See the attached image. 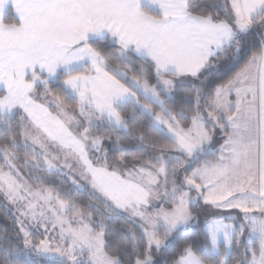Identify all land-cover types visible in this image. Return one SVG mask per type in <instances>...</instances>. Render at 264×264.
<instances>
[{
  "label": "snow or ice",
  "instance_id": "obj_1",
  "mask_svg": "<svg viewBox=\"0 0 264 264\" xmlns=\"http://www.w3.org/2000/svg\"><path fill=\"white\" fill-rule=\"evenodd\" d=\"M0 208V264H264V0H0Z\"/></svg>",
  "mask_w": 264,
  "mask_h": 264
},
{
  "label": "trees",
  "instance_id": "obj_2",
  "mask_svg": "<svg viewBox=\"0 0 264 264\" xmlns=\"http://www.w3.org/2000/svg\"><path fill=\"white\" fill-rule=\"evenodd\" d=\"M249 39L252 40L253 38L250 37ZM255 41L259 42L260 37L259 36L255 37ZM213 71H214V76L211 78L217 81L221 77L227 78L228 75H231V72H229V70L224 67L214 69ZM216 144L217 143H215V147L209 153H207L202 159L214 160L218 156L219 152H218V148H216ZM86 195L87 194L85 193V196ZM206 218L209 219L210 217H205V214L202 211L199 225L195 228L194 232H189L186 237L195 240L197 244V251L199 254H204V252H206V249L200 248V246L205 243L204 235H203V224ZM16 229L17 226L13 223L12 219L10 217H6L4 215L3 208H0V234H3L5 231H7L10 234H14L16 232ZM182 243L183 241H181V244ZM21 246H22V241H21ZM174 248L169 250V254H171ZM20 264H51V261L42 258H37L33 254H31V259H28L26 257H21Z\"/></svg>",
  "mask_w": 264,
  "mask_h": 264
},
{
  "label": "rangeland",
  "instance_id": "obj_3",
  "mask_svg": "<svg viewBox=\"0 0 264 264\" xmlns=\"http://www.w3.org/2000/svg\"><path fill=\"white\" fill-rule=\"evenodd\" d=\"M219 133V132H218ZM215 141H216V143H218V142H220V137H218V135H216L215 136ZM219 147H220V144H218V149H219ZM204 229V228H203ZM41 231H42V229H41ZM39 237H36V239H38ZM35 257H37V258H42L41 256H40V254H37V253H32ZM42 259H45V260H50V259H47V258H42ZM51 261V260H50Z\"/></svg>",
  "mask_w": 264,
  "mask_h": 264
},
{
  "label": "crops",
  "instance_id": "obj_4",
  "mask_svg": "<svg viewBox=\"0 0 264 264\" xmlns=\"http://www.w3.org/2000/svg\"><path fill=\"white\" fill-rule=\"evenodd\" d=\"M216 135H218V137H220V142H218L217 144H216V148H218V144H220V143H222V137H221V134H219L218 132H217V134ZM218 152H219V149H218ZM219 155V154H218ZM210 219V218H209ZM227 222V221H226ZM205 223V222H204ZM203 228H204V224H203Z\"/></svg>",
  "mask_w": 264,
  "mask_h": 264
}]
</instances>
